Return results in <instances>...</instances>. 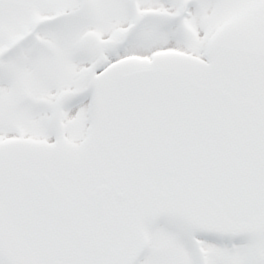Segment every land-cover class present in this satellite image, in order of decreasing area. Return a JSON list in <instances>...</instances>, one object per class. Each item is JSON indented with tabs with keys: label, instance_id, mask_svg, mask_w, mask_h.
I'll use <instances>...</instances> for the list:
<instances>
[{
	"label": "snow or ice",
	"instance_id": "6c2138e0",
	"mask_svg": "<svg viewBox=\"0 0 264 264\" xmlns=\"http://www.w3.org/2000/svg\"><path fill=\"white\" fill-rule=\"evenodd\" d=\"M0 264H264V0H0Z\"/></svg>",
	"mask_w": 264,
	"mask_h": 264
}]
</instances>
